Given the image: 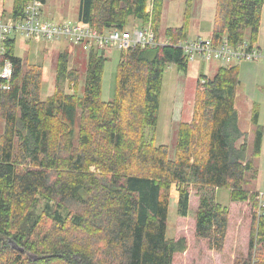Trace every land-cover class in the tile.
<instances>
[{"label": "trees", "instance_id": "trees-1", "mask_svg": "<svg viewBox=\"0 0 264 264\" xmlns=\"http://www.w3.org/2000/svg\"><path fill=\"white\" fill-rule=\"evenodd\" d=\"M28 1L12 0L10 17L21 18ZM163 1L151 0L147 12L148 0H79L77 18L99 33L123 30L130 19L150 23L157 41ZM185 2L182 25L163 32L169 45L120 51L107 101V59L99 53L88 55L82 94L65 91V84L77 88L78 73L67 52L58 54L54 91L41 100V67L5 42L0 64L9 60L12 73L8 90L0 89V264H175L186 244L167 237L172 186L182 218L195 192L193 236L216 253L224 249L229 208L213 193L225 189L230 203L250 205L247 252L233 264H264V195L256 190L264 127L253 105L250 131L239 128L237 68L219 66L196 81L173 157L154 142L163 73L171 65L187 70L174 46L189 31L192 0ZM262 7L264 0H216L210 38L234 45L249 31L255 42Z\"/></svg>", "mask_w": 264, "mask_h": 264}, {"label": "rangeland", "instance_id": "rangeland-1", "mask_svg": "<svg viewBox=\"0 0 264 264\" xmlns=\"http://www.w3.org/2000/svg\"><path fill=\"white\" fill-rule=\"evenodd\" d=\"M186 0H164L161 22L159 26V37L157 41L165 40L163 32L168 27H179L182 25ZM11 0H0V16L4 18L9 15ZM79 0H44L41 17L53 23L77 24ZM216 0H192L190 8V25L187 39L210 38L213 27ZM147 12L151 11V0H148ZM84 23V22H83ZM91 26V25H90ZM147 28L139 20L130 19L125 29ZM92 27V26H91ZM94 28V27H92ZM112 28V27H110ZM109 28V29H110ZM144 28V29H145ZM96 29V28H94ZM107 30V29H104ZM17 35L15 55L22 58L27 51V56H34L28 60V64H38L44 69L40 86V98L46 99L54 91L56 75V59L59 53L67 52L68 68L78 73L77 88L66 87L68 93L82 94L83 81L88 61V55L98 53L94 49H85L82 46H72L66 43L51 44L50 47L28 45L25 50L23 39ZM245 40H249V31H246ZM60 42V41H58ZM254 48L264 50V7L261 10L260 25ZM71 46V45H70ZM120 50L113 48L105 52H99V56L106 58L101 82V98L107 101L113 96L115 70ZM26 57V56H25ZM27 58V57H26ZM24 62H27L23 58ZM238 70L239 85L236 89L234 106L237 110V118L240 127L247 131L250 127L249 116L252 104L259 107V124L264 126V63L263 62H238L233 63ZM231 65V66H232ZM219 62L196 60L189 62L186 71H180L175 66H168L162 77L160 92L159 111L157 124L154 128L155 145H163L168 148L169 157L174 155V143L177 125L180 122H189L193 111L195 84L201 77H212ZM42 91V93H41ZM52 94V93H51ZM2 123H0V130ZM151 131L146 130V136L151 137ZM248 141L252 139L249 137ZM259 174L256 190L264 193V140L258 161ZM93 171V168H91ZM214 199L219 204L229 208V221L224 249L220 253L209 250L205 241L196 240L193 236L194 208L197 206L195 192H191L189 198V209L187 217H179L177 210L178 194L175 186L169 194V211L167 220V237L178 240L183 238L186 250L175 256V264H233L236 257H243L247 252V243L250 232L252 208L247 203L234 204L229 201V192L219 189L214 193Z\"/></svg>", "mask_w": 264, "mask_h": 264}, {"label": "built area", "instance_id": "built-area-1", "mask_svg": "<svg viewBox=\"0 0 264 264\" xmlns=\"http://www.w3.org/2000/svg\"><path fill=\"white\" fill-rule=\"evenodd\" d=\"M43 2L44 0H29L21 18L10 20L0 18V58L5 52V42L15 34L22 36L26 41H67L72 46H82L97 52H105L113 48L121 51L138 46L169 45L168 39L155 41L150 23L146 24L147 28L144 26L121 30L112 27L99 33L88 23L77 22L70 25L44 20L41 17ZM253 45L254 43L245 39L233 45L223 37L218 41L211 38L183 39L174 46L181 50L188 63L196 60L216 61L223 66H231L238 62L264 63V50L254 48ZM11 73L12 65L9 60L0 64V80L5 83L0 87L1 90H8ZM262 196L263 193H259V199Z\"/></svg>", "mask_w": 264, "mask_h": 264}, {"label": "crops", "instance_id": "crops-1", "mask_svg": "<svg viewBox=\"0 0 264 264\" xmlns=\"http://www.w3.org/2000/svg\"><path fill=\"white\" fill-rule=\"evenodd\" d=\"M9 2H10V0H9ZM11 5H12V0H11ZM9 6H10V4H9ZM10 10H11V6H10V8H9ZM10 10H9V13H10ZM0 18H2V19H4V20H10V19H12L11 17H10V14L8 15V16H6L5 18L3 17V16H0ZM16 37H17V34H15V35H12L11 37H10V39L11 40H13L14 41V45L16 46ZM20 37V36H19ZM21 39H23V43H24V45H25V50L27 49V46L28 45H38V46H41V47H50V45L51 44H57V43H66L70 48H72V45L70 46V44L67 42V41H60V42H58V41H56L57 43H54V42H45V41H42V42H32V41H26L22 36L20 37ZM185 39H187V38H185ZM74 48H76V46H74ZM74 48H72V49H74ZM99 53V52H98ZM27 51H26V54L22 57V59L23 58H25L26 59V61H27V63H29V61L28 60H33V58H35V55L34 56H27ZM60 54V53H59ZM27 58H26V57ZM28 59V60H27ZM188 63V62H187ZM29 65H38V64H29ZM220 66H223V65H221L220 64ZM232 66H234V65H232ZM41 67V66H40ZM41 71H43L44 72V69H43V67H41ZM41 80H42V78H41ZM84 82V81H83ZM41 86V85H40ZM68 86V85H67ZM65 90H66V87H65ZM41 93H42V91H41ZM51 93H53V91L51 92ZM49 94V95H47L48 97L50 96V95H52V94ZM68 93V92H67ZM70 94H72V93H70ZM47 98V97H46ZM42 100V99H41ZM43 100H45V99H43ZM253 105H255L256 107H257V109H258V124H259V107H258V105H256V104H252V106ZM235 107V106H234ZM250 110H252V107H251V109ZM236 112H237V110H236ZM250 114H251V111H250ZM249 122H250V116H249ZM238 125H239V128H240V130L242 131V132H246V133H248L249 131H250V127H249V129L247 130V131H244V129H242V127H240V124L238 123ZM260 125V124H259ZM264 127V126H263ZM263 142V141H262ZM257 189V188H256ZM258 192H259V190H257Z\"/></svg>", "mask_w": 264, "mask_h": 264}]
</instances>
